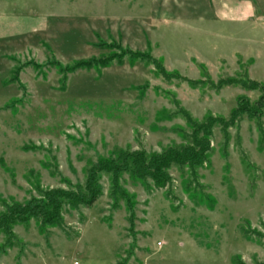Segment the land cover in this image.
I'll use <instances>...</instances> for the list:
<instances>
[{"label": "rangeland", "instance_id": "rangeland-1", "mask_svg": "<svg viewBox=\"0 0 264 264\" xmlns=\"http://www.w3.org/2000/svg\"><path fill=\"white\" fill-rule=\"evenodd\" d=\"M207 135L162 187L108 170ZM93 169L97 201L0 233V264H264V0H0V218Z\"/></svg>", "mask_w": 264, "mask_h": 264}, {"label": "trees", "instance_id": "trees-1", "mask_svg": "<svg viewBox=\"0 0 264 264\" xmlns=\"http://www.w3.org/2000/svg\"><path fill=\"white\" fill-rule=\"evenodd\" d=\"M132 56L133 63L137 61L149 63L151 57L146 53H133L127 52ZM134 54V55H133ZM114 57H108L103 60H96L95 58L86 61L76 62L72 67L64 69L67 74H74L79 70H98L105 68L114 61ZM118 59V58H117ZM121 61V59L119 60ZM66 77H63L60 81L65 83ZM208 125V123H207ZM204 126L201 130L209 132V128ZM211 128V127H210ZM211 151L210 135H207L203 139H199L197 136L193 139V143L190 146L182 149L172 150L162 156L152 157L148 159L144 155L133 158L132 164L129 162L117 161L112 163L110 172H113L116 176L119 173L118 167L120 163H123V170L126 171L127 166L129 170L135 174L140 180L146 178L152 179L157 186H164L167 183V170L173 165H188L190 167L202 166L206 160L207 155ZM102 170L93 169L90 172L87 184L85 196H77L75 194L67 193L64 191H55L48 193L44 197L45 202L31 201L25 205L14 206L10 208L5 215L0 218V233L11 235L12 228L18 224L25 223L29 219L40 220L42 227H57L62 222V208L66 203L72 207L79 205L92 206L100 194V189L97 186V175ZM165 179H164V178Z\"/></svg>", "mask_w": 264, "mask_h": 264}, {"label": "crops", "instance_id": "crops-1", "mask_svg": "<svg viewBox=\"0 0 264 264\" xmlns=\"http://www.w3.org/2000/svg\"><path fill=\"white\" fill-rule=\"evenodd\" d=\"M224 4H225L224 2H223V4H222V3H220V5H221V6H226V4H225V5H224ZM213 7H214V6H213Z\"/></svg>", "mask_w": 264, "mask_h": 264}, {"label": "built area", "instance_id": "built-area-1", "mask_svg": "<svg viewBox=\"0 0 264 264\" xmlns=\"http://www.w3.org/2000/svg\"><path fill=\"white\" fill-rule=\"evenodd\" d=\"M160 247H161V245H160Z\"/></svg>", "mask_w": 264, "mask_h": 264}]
</instances>
